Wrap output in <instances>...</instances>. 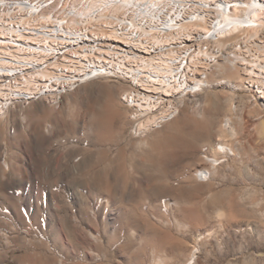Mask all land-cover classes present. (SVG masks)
<instances>
[{
	"label": "rangeland",
	"instance_id": "374dc122",
	"mask_svg": "<svg viewBox=\"0 0 264 264\" xmlns=\"http://www.w3.org/2000/svg\"><path fill=\"white\" fill-rule=\"evenodd\" d=\"M254 29L220 39L207 85L176 98L177 115L154 129H134L128 84L105 78L91 94L10 109L0 264H264V104L242 87L243 61L232 63L243 35L264 41Z\"/></svg>",
	"mask_w": 264,
	"mask_h": 264
},
{
	"label": "built area",
	"instance_id": "2783aa9c",
	"mask_svg": "<svg viewBox=\"0 0 264 264\" xmlns=\"http://www.w3.org/2000/svg\"><path fill=\"white\" fill-rule=\"evenodd\" d=\"M211 2L209 0H0V115L16 104L27 105L46 98L44 97L46 90L39 87L40 75L46 78L74 77L79 85L89 82L84 81V74L90 73V68H102V75L97 76V79L119 80L128 84L129 89L123 93L121 99L126 105H130L134 95L143 92L149 82L164 80L175 87L188 81L192 77L191 70L198 65L208 64L211 71L221 60L222 52L194 48L197 28H205V35L218 37L216 34H211L215 27H209L210 16H206V8H210ZM33 11H40V18H33ZM42 11L47 12L41 13ZM242 12L240 7L236 9L232 7L227 14L237 15L234 17L237 18L238 15H243ZM99 14L120 16L124 19V23L136 25L139 33L147 34V41H144L149 51L146 55L147 59L140 58L138 47L142 41H135V38L126 35L124 27L91 24V17ZM71 20L81 21L83 30L63 28V21ZM160 28H169V35H160ZM244 28L252 29V27ZM21 36L28 39V45H20L26 49L25 53L19 55L21 60H14L11 53L20 50L15 46L21 44ZM57 38H60L61 42L55 45ZM249 41L248 39L244 42V46L235 50L243 51L246 47L252 48L254 45L264 50V41H259L260 44ZM75 43H84L88 49L73 52ZM62 48H70V56H61ZM93 48L111 50L113 55L109 60L106 55L90 51ZM132 56L139 57L143 61L142 65L137 68L130 63ZM253 57L255 58L254 55ZM102 58L107 61L103 62ZM178 67H181L179 69L181 74L177 71ZM185 67L190 68L187 71L186 76H189L187 79L184 75L186 71H182ZM27 68H35V75H27ZM68 70L72 73H68ZM48 72L51 74L47 75ZM76 87L69 86V91ZM57 88L59 87H53V89ZM169 119L171 118L161 122L157 120L156 123L149 120V124L151 123V129H154Z\"/></svg>",
	"mask_w": 264,
	"mask_h": 264
},
{
	"label": "bare ground",
	"instance_id": "6f19581e",
	"mask_svg": "<svg viewBox=\"0 0 264 264\" xmlns=\"http://www.w3.org/2000/svg\"><path fill=\"white\" fill-rule=\"evenodd\" d=\"M209 1H212V0H209ZM223 1L224 2H222L221 0L212 1L210 3V8H206V16H210L209 27H215L214 30L211 31V34H216L218 35V37L213 36V35H205V28H197L195 31L194 48H199V49H203L206 51L222 52L221 49H222L223 42L221 43L219 41L220 39L225 40L224 38L228 37L229 35H232L240 31L243 32L242 30L245 29L244 27H252V29H254V27L256 26L264 27V20H263L264 19V0H248L246 3H241L239 2L240 0H223ZM232 7H234L235 9L237 7H240V11H243L244 12L243 15L245 16L238 15L237 18H234L237 15H228L227 13L230 10H232ZM46 12L47 11H42L41 13H46ZM33 18H40V11H33ZM91 24L95 26H104L106 24H111L113 27H124V32L126 33V35L131 36V38H135V41L143 42V43L142 42L139 43L138 50L140 51V55H141L140 58L142 60L147 59L146 55L149 54V51L147 50V43L144 42V41H147V34L139 33V31H137L136 25H132L131 23H124L123 18H121L120 16L111 15V14H99L97 16H92ZM63 28H72L73 30H83V23L78 20L63 21ZM160 35H169V28H160ZM256 35L257 34H255V36ZM255 36H253V38ZM244 39H245V36L243 35L240 39L241 41L239 43H236L235 44L236 46L233 45V47L235 46L236 48H241L242 46H244V42L247 41ZM21 40H22L21 44H17L15 46V47H19L20 50H16L14 52L15 54L11 53L12 58L14 60H21V56L19 55L25 53L26 49L20 45H28V39L26 37L21 36ZM260 41H262V39H260ZM60 42H61L60 38H57L55 41V45L60 44ZM210 43H214L215 46L212 47V44ZM86 48L88 49V46H86V44L84 43L73 44V52L86 51ZM245 50L243 51L238 50L236 52H233L234 54H232L233 55L232 59L233 58L234 59L232 63L233 62L235 63L236 60L243 61L240 63L242 66V69H241L242 70L241 71L242 87L246 89L247 91L251 90V92L253 89V93L255 94L257 93L259 95V99L264 104V54L259 55L261 58H259L258 55L255 54V58H254L255 62L250 65V63L252 62L246 60V58L250 57L247 55L253 56L252 53L248 54V52H252V50H250L249 48ZM90 51L98 53L99 55H106V57L109 60L111 59V56L113 55L111 50L104 51L102 49L93 48ZM223 53H226V52H223ZM61 56H70V48H62ZM140 58L137 56H132L129 62L134 64L138 68L140 65H142V62H143ZM102 61L106 62L107 60L102 58ZM207 63H210V61H207ZM216 64H219V63L217 62ZM221 67H220V70H221ZM54 68H57V67H54ZM180 68L181 67L177 68L178 73H180L179 72ZM188 70H190L189 67H185L182 70V71H186L184 74L185 76L188 74L187 73ZM209 70L210 68L208 64L198 65L196 66L195 69L191 70L192 77L189 78L188 81H185L184 84L180 83L178 86H175V87H172L171 86L172 84L170 82L167 83V81H164V80L149 82V84H147L148 87H144L143 92H139L138 94L136 93L134 95V98H132L133 100L130 103V105H126L124 101L121 99L126 106H128L131 110L134 111V115H130V118L134 120L135 122V126L133 125L134 129H137L139 131L150 130L152 125L151 123L149 124V120L152 121V123H156L157 120L158 122L159 121L161 122L162 120H165L166 118H171V119L174 118L178 113V109L176 108V104L174 100H176V98L178 100V98H181V96H185V95L187 96V95L194 94V93L201 91L202 88L207 85V83H205L204 81L207 77L206 75ZM38 72L39 71H37V73ZM68 73H72V72L68 70ZM49 74L51 73L48 72L47 75ZM27 75H35V68H27ZM101 75H102V68H90V73L84 74V81H91V80H94V81H91L85 84L81 83L79 85H78L76 78L74 77L46 78L40 75L38 76L39 77L38 79L39 87L44 88L46 90L44 92H47V93L44 96L46 98L39 99L40 101L37 100L36 105L44 107V100L46 101L49 100L47 102L48 103L50 102V104H57L59 98L64 93L70 94L71 92H73V90H75L76 88H80V87H81L80 90H78L77 93L75 94L76 96L77 95L82 96L86 93L91 94V91H90L91 89L87 91V89L90 87L88 84L92 82L101 81L102 78L97 79V76H101ZM188 77L189 76H186L185 79H187ZM160 85L162 87H160ZM54 86H57L59 88L53 89ZM69 86H77V87L73 89L72 91H69ZM114 92L117 93L116 90ZM114 92H112L113 95H114ZM113 95L111 94V97ZM34 102L36 101H33L31 103H34ZM28 104L29 103H27V105ZM27 105L25 104L17 105L16 104L10 109L21 111L20 108L26 107ZM10 109H6V111H4L0 115V119H3L5 114ZM114 112L116 113V111ZM150 113L151 115H149ZM102 125H105L103 123V120H99L97 122V126L100 127ZM221 148L226 151V147L221 146ZM203 159H204L203 161L210 162L212 165H214L215 161L208 158L207 156H204ZM7 169H8V166L4 164V170H7ZM204 175H206L205 171H198L195 174V177L198 178L199 180H202ZM8 178L11 179L10 177Z\"/></svg>",
	"mask_w": 264,
	"mask_h": 264
}]
</instances>
